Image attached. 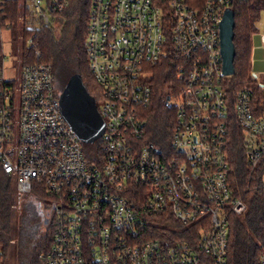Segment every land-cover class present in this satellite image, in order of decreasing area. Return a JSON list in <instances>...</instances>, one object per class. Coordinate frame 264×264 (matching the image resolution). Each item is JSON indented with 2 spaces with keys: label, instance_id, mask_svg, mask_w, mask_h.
Wrapping results in <instances>:
<instances>
[{
  "label": "built area",
  "instance_id": "2783aa9c",
  "mask_svg": "<svg viewBox=\"0 0 264 264\" xmlns=\"http://www.w3.org/2000/svg\"><path fill=\"white\" fill-rule=\"evenodd\" d=\"M8 1L0 0V27ZM28 1L19 21L35 61L22 58L18 105L16 84L0 90V168L21 195L43 189L53 199L54 240L40 264H203L204 257L229 264L231 216L247 210L230 182L234 123L251 176L260 168L264 186V39L260 68L234 95L221 52L225 12L247 0L200 7L193 0H92L86 47L104 122L96 161L62 114L51 66L39 61V31L69 0ZM168 54L178 86L169 95L175 123L165 148L147 140L145 111L151 66ZM6 58L3 50V81ZM153 218L196 225L198 243L153 237Z\"/></svg>",
  "mask_w": 264,
  "mask_h": 264
},
{
  "label": "trees",
  "instance_id": "16d2710c",
  "mask_svg": "<svg viewBox=\"0 0 264 264\" xmlns=\"http://www.w3.org/2000/svg\"><path fill=\"white\" fill-rule=\"evenodd\" d=\"M205 0H193L194 7H200ZM92 0H69L68 5L57 14L55 24L44 26L39 31V48L42 53L40 62L49 64L54 73L56 89L60 92L74 75H80L89 93L100 104L102 91L91 73L86 47V38L90 21ZM20 0H9L5 14L1 16L0 27V90L4 86H13L14 81H3V39L2 32L6 23H15L11 28L13 37H17ZM236 55L235 73L226 79L231 95L248 84L250 78L253 35L257 31V22L264 11V0H247L234 5ZM24 39L30 32L23 29ZM29 54V56L27 55ZM31 50L24 43L22 58L24 63L35 61ZM173 55L168 54L157 64L151 66L150 84L153 99L146 109L148 121V141H154L168 147L173 126L174 112L167 103L172 88L178 86ZM5 104L0 95V107ZM230 182L236 195L243 196L247 210L242 215H232L229 234V264H263L264 254V186L260 168L252 177V169L247 164L243 132L237 123L231 129ZM84 153L91 161L102 155L101 136L83 142ZM53 199L42 189L27 196L20 210L15 209L16 193L12 176L0 168V256L1 264H40L41 256L51 248L55 230L51 223L44 222L41 207L49 208ZM50 209V208H49ZM150 230L153 237L169 238L172 242L187 240L196 245L200 229L196 225L184 227L173 219L153 218ZM13 252V253H12ZM13 256V258H12ZM204 257L203 264H208Z\"/></svg>",
  "mask_w": 264,
  "mask_h": 264
},
{
  "label": "water",
  "instance_id": "95a60500",
  "mask_svg": "<svg viewBox=\"0 0 264 264\" xmlns=\"http://www.w3.org/2000/svg\"><path fill=\"white\" fill-rule=\"evenodd\" d=\"M234 29L235 11L227 9L220 32L223 71L227 76H232L235 73ZM169 99L170 96L167 97V103H169ZM60 103L63 116L82 142L89 140L96 134L102 135L104 130L103 118L95 97L89 93L80 75L72 76L67 85L60 91Z\"/></svg>",
  "mask_w": 264,
  "mask_h": 264
},
{
  "label": "rangeland",
  "instance_id": "374dc122",
  "mask_svg": "<svg viewBox=\"0 0 264 264\" xmlns=\"http://www.w3.org/2000/svg\"><path fill=\"white\" fill-rule=\"evenodd\" d=\"M29 5L28 0H21L20 5L22 6V10L20 11V16L25 14L23 11L24 7ZM52 24H55L52 21ZM24 24L23 22L19 21V25L17 28V37H13V32L11 29H4L3 34V47L4 52L7 55L6 61L4 63L3 69V78L6 81H14L17 86V105L20 102V92H19V83L22 75V51L24 46V35H23ZM260 39H264V11L261 12L260 18L257 22V31L253 35V46H252V56H251V68L250 73L253 69L260 68L261 63L256 62L258 60L257 57H260V50L258 46L261 45ZM259 50V51H258ZM99 105V104H98ZM15 193H16V204L15 209L18 211L20 210L22 203L27 199L29 195H21L15 186ZM13 253V252H12ZM13 258V256H12Z\"/></svg>",
  "mask_w": 264,
  "mask_h": 264
},
{
  "label": "flooded vegetation",
  "instance_id": "af4514ba",
  "mask_svg": "<svg viewBox=\"0 0 264 264\" xmlns=\"http://www.w3.org/2000/svg\"><path fill=\"white\" fill-rule=\"evenodd\" d=\"M41 210L44 214V222L46 224H49L51 222V219H52V217L50 216L52 211L49 208H45V207H41Z\"/></svg>",
  "mask_w": 264,
  "mask_h": 264
}]
</instances>
